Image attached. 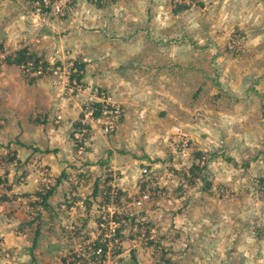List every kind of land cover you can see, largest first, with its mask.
<instances>
[{"label":"rangeland","instance_id":"1","mask_svg":"<svg viewBox=\"0 0 264 264\" xmlns=\"http://www.w3.org/2000/svg\"><path fill=\"white\" fill-rule=\"evenodd\" d=\"M161 1L163 5L158 6H162L163 15L167 16L163 19L168 20L167 24H173L171 33L179 41H187L189 45L194 43L195 50L204 53L201 54L204 60H209L207 65L195 62L193 66L186 67L189 63L184 62L177 66L178 79L170 81H194L195 87L191 97L182 96L178 100L171 99L170 104L164 103L169 109L170 114L166 115L169 122L161 120L164 115L157 118L153 110L149 112V117H134L129 128L123 132L124 108L121 104L123 116L114 130L103 134L99 131V125L87 126V134L83 136L86 147L84 152L79 153L74 133L84 127V113L93 106L90 105L91 100L86 101L81 95L84 89L67 95L68 90L61 92L48 76L26 77L21 72L20 64H8L7 60L0 65V200L9 197L4 193V188L20 191L31 184L33 178L38 184L54 183L53 178L60 175V167L67 161L77 170L81 167L87 169L86 172H77V176L84 175L78 182L83 178L84 183L92 184L95 177L92 167L77 166V163H87L83 159L95 153L101 155L99 159H104L106 149L114 151L109 161L99 163L100 168L104 169L98 181L101 186L98 199L93 205L91 202L83 207L77 205L71 227L61 226L63 232L71 231L75 239L70 255L75 247L92 238L106 205L112 208L123 230L120 248L114 258L117 264H164L161 253L166 245L161 241L172 234L177 238L178 247L182 246V242L190 243L191 234L200 227L190 217L204 218L207 215L211 217L210 224H213L216 218L232 215L237 204L244 205V209L253 206L264 211V0ZM104 2L112 9L117 8V0H79L68 5L62 17H66L69 8L87 7L82 17L87 20L89 5L100 8L99 5ZM30 3L31 0H0V35L6 39L0 41V46L21 41L33 59L41 58L47 64L63 61L67 66L71 58L63 56L62 50L68 51L70 57L74 48L64 47L65 44L57 50L54 48L59 43L57 39L66 34L62 17L49 18L40 24H28L21 20V15L28 12ZM78 46L77 56L81 55L80 50L84 52ZM75 65L77 71L71 74V80H65L67 87L76 82L79 86L87 85L90 94L95 89L107 91L84 78L81 61L77 60ZM150 66L155 70L157 64ZM143 67L140 66L138 70H146ZM187 69L190 70L189 76ZM78 74L82 75L80 79L75 77ZM203 77L211 79L207 88L200 84ZM153 93L156 94L155 91ZM74 96H77L80 110L63 112L61 109L56 116L53 106ZM81 97L84 101H81ZM185 107L188 110L183 113L175 112ZM62 113L69 115L67 121L75 117L70 126L67 121L64 123L58 118ZM59 129L60 132L57 131ZM36 134L45 135L39 140L43 151H32L40 147L32 140ZM34 144L37 146L33 147ZM193 149L202 151L199 165L203 167L199 173L204 180L196 179L197 184L193 185L185 182L180 185L181 178L167 168L180 170L189 165ZM49 153L52 159L55 157L54 162L58 166L54 170L41 160ZM177 163L180 166H176ZM143 168L147 169V173H142ZM168 173L170 176L166 175ZM200 188L204 191H200ZM105 189L108 191L105 192ZM143 191L150 192V200L140 208L133 207V200ZM16 196H10V200L21 201L23 198L22 194L19 198ZM184 201L190 204L189 210L185 211ZM163 202L165 205L160 204ZM156 208H161L158 211L162 217L154 216ZM249 215L247 211L242 217ZM182 218L192 223L184 229L177 228L175 225L180 224ZM155 221H164L162 226L165 232L158 235L159 239L155 231L158 222ZM83 229L89 233L83 232ZM184 233L189 237L185 238ZM222 242L228 245L230 239L225 236ZM192 243L197 248L205 245L200 240ZM4 256L8 258V254L4 253ZM197 258L195 263L199 264L203 259ZM228 260L237 259L230 256ZM85 263L84 258H77L69 264ZM259 263L264 264V260Z\"/></svg>","mask_w":264,"mask_h":264},{"label":"crops","instance_id":"2","mask_svg":"<svg viewBox=\"0 0 264 264\" xmlns=\"http://www.w3.org/2000/svg\"><path fill=\"white\" fill-rule=\"evenodd\" d=\"M107 4V2L102 3L99 5L100 8L89 5L91 8L87 10V20L82 19L83 10L87 7L84 9L69 8L66 17H62L61 21L66 34L57 39L59 43L55 44V50L64 44V47L70 46L72 50L74 48L71 57L75 62L81 61L84 78L92 85L106 88L113 97L119 100L124 108L121 125L123 132L129 128L130 121L134 117L137 115L149 117V112L153 110L157 118L164 115L161 120L165 119L169 122L166 119V115L170 114L169 109L164 106V103L170 104L171 99L178 100L182 96L191 97L195 87L194 81H170L178 79L177 66L184 62L189 63L186 67L193 66L195 62L207 65L209 60H204V56L201 55L204 53L195 50L194 43L189 42V45L187 41L185 43L183 40L179 41L171 33L173 24L172 22L167 24L168 20L163 19L167 16L163 15L162 6H158L163 5L161 0H117L115 9L108 7ZM4 37L0 35V41L6 40ZM77 46L85 53L80 50L81 55L77 56ZM154 63L157 64L155 70L150 66ZM140 66H144L146 70H138ZM189 71L187 69L188 76ZM209 82L211 83L210 78L203 77L200 84L207 88L210 85ZM146 85L150 87L144 89ZM81 95L86 101L94 99L88 87L82 91ZM83 98L81 97V101H84ZM59 104L56 103L53 106L56 108V116L59 115L61 109L63 112H72L81 108L77 104V96ZM185 110L188 108L185 107L175 112L183 113ZM60 116L62 122L65 123L69 115L62 113ZM74 118L70 119L73 121ZM72 121H67L68 126L72 124ZM60 130L57 131L60 132ZM43 137L45 138V135L36 134L32 140L39 145V140ZM36 146L33 145V147ZM36 150L43 151L41 146L32 149V151ZM105 151L104 159H99L101 155L97 156L95 153L89 155L87 159L82 158L87 160V163H77V166L85 165L89 169L92 167L93 176H95L92 184L84 183L83 178L81 182H78L77 180L84 175L78 174L77 176V172L79 170L86 172L87 169L83 170L81 167L77 170L67 161L60 167L58 173L60 175L53 178L54 183L52 184H38L33 178L31 184L24 186L20 191H14V188H4V193H7L9 197L6 200H0V248L2 251L0 252V264H65L69 257L67 255L72 252L71 247L74 246L75 239L70 234L71 231L63 232L61 226L71 227L74 221V209L77 206L76 201L81 200L77 197L85 198L92 205L98 199L97 194L101 191L98 181L104 169L99 167V163L109 161L114 153L109 149ZM240 151L241 148H239ZM107 154L110 157L107 158ZM234 154L236 155V151ZM51 155V153L44 155L41 160L54 170L58 166L54 162L55 157L52 159ZM149 158L152 159L150 156ZM160 159L157 158V160ZM178 165L180 166V163L176 166ZM158 174L160 175L161 172ZM166 175L170 176V173ZM71 177L72 180H70ZM67 180H69L68 183ZM43 187L46 189L51 187L45 206L40 205L39 196H37V192L43 190ZM199 190L204 191L203 188ZM104 191L106 192L107 189ZM21 194L23 196L21 201L10 200L16 195H18L16 198H19ZM5 198H7L6 195ZM65 201L69 203L71 201V204L67 205ZM160 204L165 205V202ZM184 204L185 211L189 210L188 201H184ZM6 206L7 209H5ZM251 207L244 209V205L237 204L235 209L237 211L233 210L232 215L228 217L216 218L215 224H210L211 217L207 215L204 218L202 216L190 217V220L200 225L199 229L191 234L190 243L182 242V246L178 247L177 238L172 234L168 239L161 241L163 245H166L165 248L163 247L164 252L161 253V259L162 257L165 259L164 264L168 262L169 264H196L198 256L203 259L199 264H260L259 262L264 260V211L260 210V207ZM159 209L161 208L155 209L154 216L162 217ZM247 211L250 214L249 217H242ZM200 218H202L201 221H199ZM192 221L182 218L180 224L175 226L184 229ZM155 222H158L155 225L157 227L155 231L159 239L158 235L165 232V227L162 226L164 221ZM170 226L171 223L169 228ZM191 230L194 228L191 227ZM83 232L86 231L83 229ZM182 235H185V238L189 237L187 233ZM225 236L230 239L228 245L222 242ZM194 240L205 243L204 247L197 248V245L192 243ZM4 253L8 254V258H5ZM230 256L237 260L229 261Z\"/></svg>","mask_w":264,"mask_h":264},{"label":"built area","instance_id":"3","mask_svg":"<svg viewBox=\"0 0 264 264\" xmlns=\"http://www.w3.org/2000/svg\"><path fill=\"white\" fill-rule=\"evenodd\" d=\"M79 0H33L30 3V9L25 14L21 15V20L28 24H40L49 18L62 17L68 5ZM96 1V0H87ZM9 45V46H8ZM26 46V45H25ZM21 41H13L0 46V65L3 64L9 57L13 58L20 50L25 49ZM62 55L66 58H71L67 66L63 61H55L52 64H47L43 59L37 60L33 57H26L20 63V69L24 76L29 78L49 77L53 85L59 88L61 92L67 91V95H72L75 91H81L87 87L77 85L76 82L70 87L65 85V80L70 79L71 74L76 72L75 60L69 55L68 51L62 50ZM68 68V69H67ZM71 80V79H70ZM81 84V83H80ZM84 86V87H83ZM92 96L96 101V107L86 109L84 113V127L74 133V138H77L79 145L77 152L82 153L86 147V141L83 138L87 134V126L99 125V131L103 134L111 133L116 123L123 116L122 105L108 91L95 89L92 91ZM97 112V114H95ZM61 118V116H58ZM82 142V143H81ZM142 173H147V169L143 168ZM151 198L150 192L143 191L136 199L133 200L132 206L140 208L145 202ZM76 205L83 207V201L78 200ZM121 225L115 218L114 211L109 205H106L105 211L99 216L98 222L95 225L92 238L79 244L73 250V254H68L65 264L71 263L77 258H84L85 264H117L114 260L116 251L121 244Z\"/></svg>","mask_w":264,"mask_h":264},{"label":"trees","instance_id":"4","mask_svg":"<svg viewBox=\"0 0 264 264\" xmlns=\"http://www.w3.org/2000/svg\"><path fill=\"white\" fill-rule=\"evenodd\" d=\"M32 1L33 0H31V2ZM182 7L185 8L186 6L182 5ZM26 57H33V55L29 54L27 49H23V50L18 51L12 59L8 58L7 63L18 65V64L22 63ZM75 77L77 79H80L82 77V75L78 74V75H75ZM90 103H91L90 105H93L92 107L97 108L95 106L96 105L95 100H91ZM95 114H97V112H95ZM78 145H79V142H77V146ZM191 152H192L191 153V163L189 165L182 167L180 170H177V169L174 170L172 168L166 167L167 169H169L171 171V173H175L177 177L181 178L180 185H182L183 182H185L186 184H189V185H193V184H195L196 179L204 180L203 175H200V173H199V171H201V168L203 167V166L200 167V165H199L202 151L200 149H193ZM99 167H100V165H99ZM181 176H183V177H181ZM0 182H2L1 178H0ZM203 186H205V185H203ZM50 190H51V187H49L47 189L45 187H43V190H40L37 192V196H39L38 200H39L40 205H43V206L46 205V199L48 197V194L50 193ZM73 199H76V198H73ZM77 199H78V197H77ZM80 199L83 201L84 206L89 205L88 201L85 198H80ZM65 200H67V199H65ZM65 202L67 203V205L70 204L67 201H65Z\"/></svg>","mask_w":264,"mask_h":264}]
</instances>
